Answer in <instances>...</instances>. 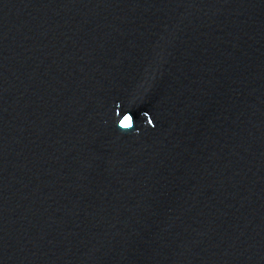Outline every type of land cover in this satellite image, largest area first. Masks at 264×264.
<instances>
[{"label":"water","instance_id":"obj_1","mask_svg":"<svg viewBox=\"0 0 264 264\" xmlns=\"http://www.w3.org/2000/svg\"><path fill=\"white\" fill-rule=\"evenodd\" d=\"M0 264H264V0H0Z\"/></svg>","mask_w":264,"mask_h":264},{"label":"clouds","instance_id":"obj_2","mask_svg":"<svg viewBox=\"0 0 264 264\" xmlns=\"http://www.w3.org/2000/svg\"><path fill=\"white\" fill-rule=\"evenodd\" d=\"M142 115L146 118V124L148 126L154 127L153 119L148 118L149 114L147 112H144L142 113ZM135 124L136 122L134 117L127 112L123 114L122 117L118 119V121H116V126L121 132L124 133L131 132L135 128Z\"/></svg>","mask_w":264,"mask_h":264}]
</instances>
